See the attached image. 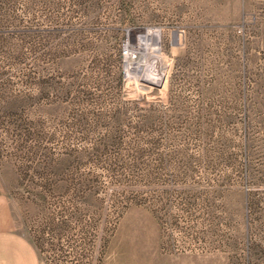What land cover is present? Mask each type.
I'll return each mask as SVG.
<instances>
[{
	"label": "rangeland",
	"instance_id": "obj_1",
	"mask_svg": "<svg viewBox=\"0 0 264 264\" xmlns=\"http://www.w3.org/2000/svg\"><path fill=\"white\" fill-rule=\"evenodd\" d=\"M2 201L39 264H264V0H0Z\"/></svg>",
	"mask_w": 264,
	"mask_h": 264
},
{
	"label": "crops",
	"instance_id": "obj_2",
	"mask_svg": "<svg viewBox=\"0 0 264 264\" xmlns=\"http://www.w3.org/2000/svg\"><path fill=\"white\" fill-rule=\"evenodd\" d=\"M0 264H39L36 248L23 234L12 228L7 207L0 203Z\"/></svg>",
	"mask_w": 264,
	"mask_h": 264
},
{
	"label": "built area",
	"instance_id": "obj_3",
	"mask_svg": "<svg viewBox=\"0 0 264 264\" xmlns=\"http://www.w3.org/2000/svg\"><path fill=\"white\" fill-rule=\"evenodd\" d=\"M127 48H128V47H125V51H124V53H123V56H124V57H127V51H126Z\"/></svg>",
	"mask_w": 264,
	"mask_h": 264
},
{
	"label": "bare ground",
	"instance_id": "obj_4",
	"mask_svg": "<svg viewBox=\"0 0 264 264\" xmlns=\"http://www.w3.org/2000/svg\"><path fill=\"white\" fill-rule=\"evenodd\" d=\"M160 61V60H159ZM160 65V64H159ZM152 75V74H151ZM157 77H158V73L156 74L155 78H154V81L157 80Z\"/></svg>",
	"mask_w": 264,
	"mask_h": 264
}]
</instances>
